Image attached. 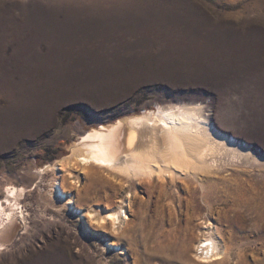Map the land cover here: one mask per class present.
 I'll list each match as a JSON object with an SVG mask.
<instances>
[{
    "label": "rangeland",
    "instance_id": "rangeland-1",
    "mask_svg": "<svg viewBox=\"0 0 264 264\" xmlns=\"http://www.w3.org/2000/svg\"><path fill=\"white\" fill-rule=\"evenodd\" d=\"M181 104L245 151L216 154L208 188L72 156L91 126ZM8 185L24 219L0 264H203L207 224L225 252L208 264H264V0H0V200Z\"/></svg>",
    "mask_w": 264,
    "mask_h": 264
},
{
    "label": "bare ground",
    "instance_id": "bare-ground-1",
    "mask_svg": "<svg viewBox=\"0 0 264 264\" xmlns=\"http://www.w3.org/2000/svg\"><path fill=\"white\" fill-rule=\"evenodd\" d=\"M205 112L200 105L186 104L144 109L140 113L87 128L72 143L70 150L80 163L104 168L128 180L167 175L173 181V175L183 173L208 188L212 184L209 170L214 165L216 154H231L234 157L237 154L241 156L245 151L216 133ZM199 171L207 173V178L197 175ZM23 191L22 187L8 185L4 200H0V228L7 227L8 232L0 230L6 233V237H10L18 226L16 210L19 209L24 219L18 201ZM105 216L101 218L102 223L107 220L113 226L128 218L125 214L121 215V209H111ZM202 228L204 234L196 247V251H200V262L208 264L221 260L225 252L215 239L217 234L210 231V224Z\"/></svg>",
    "mask_w": 264,
    "mask_h": 264
}]
</instances>
